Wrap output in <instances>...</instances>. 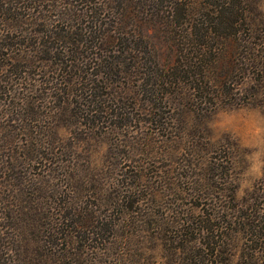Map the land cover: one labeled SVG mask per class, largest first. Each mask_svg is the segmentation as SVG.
<instances>
[{"label":"trees","instance_id":"16d2710c","mask_svg":"<svg viewBox=\"0 0 264 264\" xmlns=\"http://www.w3.org/2000/svg\"><path fill=\"white\" fill-rule=\"evenodd\" d=\"M165 1L0 0V264H140L124 257L113 258L111 250L119 251L120 247L115 246L116 243L110 244L109 241L108 245H103L98 242L106 233L114 232L116 224L106 221L105 215L97 216L93 210L88 214L78 207L77 202L82 198L81 190H78L82 189V184L79 182L84 173L79 145L64 144L58 127L60 120L74 117L81 125H86L85 131L78 128L75 134L94 135L103 118L108 121L110 117L129 120L128 115L133 114L124 110L127 100L135 101V114L153 116L143 123L161 124L162 116L153 112L157 106L154 97L157 92L152 89L153 84L147 85L153 75L145 72L147 51L133 47L134 36L130 38L127 31L131 25L127 21L129 14L124 12L115 16L110 12L115 10V4L128 11L132 5L139 4L150 8L156 4L158 8ZM168 1V16L163 17L162 24L171 35V29H168L177 24L176 17H181V12L191 16L192 11L184 0ZM214 1L208 6L207 14L195 16L210 22V26L213 24L218 33L202 24L200 29L207 30L202 35L199 28L194 32L195 26L191 27L192 31L170 36L171 42L177 44V65L174 68L177 72L196 77L194 65L201 66L200 84L190 88L193 89V98L200 100L215 94L222 97L223 92L226 96L234 93L235 87L253 82L255 75L264 78V42L263 46L252 44L247 37L240 38L237 48L240 45L242 54L238 66L232 69L240 83L235 81V76L224 85V81H216L210 72L205 71L203 63L213 41L224 38L219 31L227 30L230 34L233 31L236 35L240 21V12L234 16V5L235 2L241 4V0ZM182 6L186 10L179 12ZM27 10L30 11L28 15ZM161 12L151 14L150 18L155 19ZM25 25L35 29L33 37L23 36ZM224 39L225 42L232 40L230 36ZM198 46L199 49H195ZM151 56L155 55L151 54L150 60ZM144 73L148 77L146 82H140L134 89L130 84L133 76ZM109 79L117 83H122V79L129 80L130 85L126 84L117 91L106 82ZM103 86L110 89L106 92ZM144 94L153 97L142 99ZM164 99L167 100L159 98V107L171 105ZM144 101L147 107L146 104L141 106ZM51 103L55 104L53 111L47 108ZM70 123L77 126L73 121ZM129 172H132L129 173L131 180L139 177L138 172ZM123 187L125 191L121 188V194L114 198L117 201H102L111 202V207L113 203L125 208L127 205L130 210L127 213L132 211L139 215L142 212L135 206L139 200H134L135 194H129L126 189L129 184H123ZM135 192L144 203L141 193ZM259 199H242L214 214L209 208L203 218L208 221L217 216L227 217L228 220H223L227 223L226 228L242 225L250 233L247 242L253 243L256 231L260 230ZM95 221L103 237L99 232H91L94 245L87 248L83 236L88 230L86 226L95 225ZM124 221V230L139 233L134 222ZM204 229L199 230L200 234ZM193 235L194 232L189 238L192 244L186 248L182 245L175 253L181 248L187 249L195 260L199 252L208 248L206 256H217L215 248L211 250L209 242L202 241L205 236L210 239L208 234L204 233L198 241ZM125 260L127 262H123ZM206 260L203 259L202 263H215Z\"/></svg>","mask_w":264,"mask_h":264},{"label":"rangeland","instance_id":"374dc122","mask_svg":"<svg viewBox=\"0 0 264 264\" xmlns=\"http://www.w3.org/2000/svg\"><path fill=\"white\" fill-rule=\"evenodd\" d=\"M140 2L145 3L147 0ZM168 2L166 0L163 6L158 4V8L156 4L151 8L143 7L142 4L132 5L128 11L115 4V10L110 12L115 16L124 12L129 14L127 21L131 25L127 31L130 38L134 36L133 47L147 51L145 72L153 74L147 85L153 84L152 89L157 92L154 96L157 106L152 105L153 112L162 116V122L159 121L161 124L153 125L149 121L143 123L153 116L135 114L134 100H127L123 108L132 112L133 115H128L129 120L122 119L124 117H110L109 121L103 118L97 124L94 135L75 134L78 128L85 131L86 125H81L74 117L67 121L60 120L59 136L68 146L70 143L79 145L80 162L83 165L81 169H84L79 182L82 184V189H78L81 190L82 198L77 202L78 207L88 214L93 210L97 216L105 215L103 218L106 221L116 224L114 232L111 231L110 235L106 233L104 237L96 221L95 225H85L88 227L83 236L85 245L87 248L88 245H94L91 240V232L94 231L103 237L99 243L108 245L110 241V244L114 242L115 246H120L119 251H114V248L111 250L114 252L113 258L124 257L140 264H195V261L203 264V259L214 260V264H264V78L259 79L255 75L253 82L235 87L234 93L230 92L227 96L223 92L219 98L216 94L213 97L209 95L206 100L193 98V89L190 88L200 84L201 66L196 64L193 68L197 79L195 75L187 77L179 70L177 72L174 69L177 65V44L171 42L170 36L192 31L197 26L196 32L202 24L204 28L207 25V28L218 33L213 24L211 27L210 22L195 16L207 14L208 6L215 1L184 0L192 15L186 16L181 12L186 10L182 6L179 9L181 17H176L177 24L168 29H171V35L162 24L163 17L168 16ZM241 2H235L234 5V16L240 12L236 35L233 31L232 34L227 30L219 31L224 38L230 36L232 40L225 42L224 38L217 39L218 42L213 41L212 46L209 44L212 48L208 46L211 50L203 63L205 71L210 72L216 81H224V85L236 76L232 69L238 66L242 54L240 45L237 48L240 38L247 37L252 44L261 45L264 42V0ZM159 10L163 12L155 19L150 18L151 14ZM29 12L27 10L26 14ZM33 29L27 25L23 36L28 34L33 37ZM205 32L200 29V35ZM176 37L178 39L179 36ZM151 54L156 57L151 56L150 60ZM136 76L130 83L134 89L148 78L145 73ZM235 81L240 83V78L236 76ZM106 82L117 91L126 84L130 85L129 80L123 79L122 83L110 79ZM103 87H106V92L110 89L108 86ZM144 95L142 99L153 97ZM159 98H167L164 100L171 105L166 107L162 104L159 107ZM145 104L147 107L145 101L141 106ZM47 108L53 111L55 104H48ZM254 167L258 170L253 171ZM132 170L138 172L139 177L131 180L129 176L132 172L129 171ZM127 174L128 178L125 179ZM131 181L135 183L134 186ZM123 184H129L130 187L126 188L129 194H135L134 200H139L135 206L138 208L136 210H141V215L132 211L127 213L130 211L127 205L125 208L113 203L111 207V202L107 204L102 201H117L114 198L121 194V188L125 191ZM135 191L145 198L144 203ZM256 197L261 198L258 204L260 230L256 231L253 243L247 242L250 233L242 225L226 228L227 223L223 220H228L227 217L217 216L208 221L203 218L209 208L214 214L242 199ZM128 220L138 226L139 233L131 234L132 231L124 230L123 221ZM203 227L206 229L200 234L199 230ZM193 232L196 241L204 233L208 234L210 239L205 236L202 241L209 242L217 256H206L208 248L205 252H199L195 260L187 249L181 248L175 253L182 245L186 248L192 244L189 238Z\"/></svg>","mask_w":264,"mask_h":264},{"label":"clouds","instance_id":"9594fccd","mask_svg":"<svg viewBox=\"0 0 264 264\" xmlns=\"http://www.w3.org/2000/svg\"><path fill=\"white\" fill-rule=\"evenodd\" d=\"M258 169L256 167L253 168V171H257Z\"/></svg>","mask_w":264,"mask_h":264}]
</instances>
